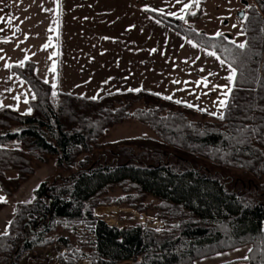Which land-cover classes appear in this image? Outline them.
<instances>
[{"label": "trees", "instance_id": "1", "mask_svg": "<svg viewBox=\"0 0 264 264\" xmlns=\"http://www.w3.org/2000/svg\"><path fill=\"white\" fill-rule=\"evenodd\" d=\"M252 1L241 20L243 49L227 35L189 26L200 14L194 2L173 22L144 9L236 69L219 115L145 89L95 100L59 92L51 101L49 84L33 73L31 61L13 65L34 98L26 111L0 106V188L13 194L51 161L54 171L33 188L30 200L15 203L0 233V264H19L28 251L53 242L64 248L56 264H193L243 245V257L218 264H264V0ZM126 118L147 124L156 136L98 142ZM235 169H241L238 176ZM124 184L137 191L126 202L150 195L159 199L165 219L176 222L119 226L95 215L101 193Z\"/></svg>", "mask_w": 264, "mask_h": 264}, {"label": "crops", "instance_id": "2", "mask_svg": "<svg viewBox=\"0 0 264 264\" xmlns=\"http://www.w3.org/2000/svg\"><path fill=\"white\" fill-rule=\"evenodd\" d=\"M152 6L148 0H0V106L28 109L33 90L13 69L25 61L49 84L51 101L59 92L98 97L145 89L165 96L175 56L186 38L144 10ZM53 171L52 161L37 167L13 194L0 188V233L15 203L30 200L33 188ZM240 249L246 254L248 245ZM218 255L193 264L226 261L216 262Z\"/></svg>", "mask_w": 264, "mask_h": 264}, {"label": "rangeland", "instance_id": "3", "mask_svg": "<svg viewBox=\"0 0 264 264\" xmlns=\"http://www.w3.org/2000/svg\"><path fill=\"white\" fill-rule=\"evenodd\" d=\"M148 1L153 5L154 10L166 16V20L169 19L167 17L183 16L194 2V8H199L200 14L187 22L189 26L206 34L220 32L237 43H242L244 40V35L241 32L243 16L240 18L237 13L239 10L245 12V6L249 3V0ZM185 5H188V7H185ZM259 12L264 19V12L262 10H259ZM210 52L213 51L186 38L180 48V55L175 56L173 71L166 82L164 95L166 97L171 96L173 99L198 109L206 110L210 114L219 115L223 108L221 101L225 100V93L231 85L232 80H229L228 77L232 67L230 68L225 61L221 63L223 60L218 59L217 55H209ZM204 78H207V83H204ZM137 105H141V102H138ZM195 118L209 119V116L203 118L197 114ZM137 135L156 136L147 124L134 118H126L111 125L98 138V142H108L121 137ZM234 172L238 176L241 169H235ZM62 173L65 174V172ZM136 192V190L125 184L110 186L101 193L102 202L93 207V213L103 217L106 222L119 226L139 222L154 228H161L176 222L175 218L165 219L168 217L164 207L159 204V199L150 195L138 194L139 196L129 198L135 202L133 205L126 202V196L128 194L134 195ZM75 226L76 230L79 231L78 234L83 237L85 234L81 232L82 226L78 224ZM56 234V232L51 233V235ZM83 240H86L85 237H83ZM36 248L32 249L30 253H25L26 255L19 264H56L57 254L64 251L63 246L58 242ZM215 254H219V259L216 260L218 262L241 257L245 255V251H242L240 247H236ZM213 260L211 259V261ZM80 263L91 264L87 259L81 260ZM120 264H126V262Z\"/></svg>", "mask_w": 264, "mask_h": 264}, {"label": "snow or ice", "instance_id": "4", "mask_svg": "<svg viewBox=\"0 0 264 264\" xmlns=\"http://www.w3.org/2000/svg\"><path fill=\"white\" fill-rule=\"evenodd\" d=\"M185 7H188V5H185ZM183 18V17H181ZM223 34L220 33V32H217L216 33V36H222ZM233 43H235V41H233ZM195 46V45H194ZM237 47L243 49L245 48V44L244 43H240L237 45ZM209 55H212V56H215L216 53L215 52H210ZM219 59V57H217ZM221 63H224V61H221ZM229 67L231 68V65H229ZM201 71H203V69H201ZM235 73H236V69L235 68H231V73L228 77L229 80H234L235 79ZM207 78H204V83H207ZM219 87V86H217ZM129 91H140V89H129ZM228 91L230 92L231 89L229 88ZM53 95H55V93H53ZM225 95H227V93H225ZM34 98V97H33ZM166 99H172L171 96H168V97H165ZM91 99L95 100L96 97H92ZM177 103H181V101H176ZM221 104L223 105L224 104V101H221ZM189 107H191L192 105H188ZM213 115H215V113H213ZM221 118H223V114H221ZM0 201H3V198H0ZM8 233L5 232L3 235H7Z\"/></svg>", "mask_w": 264, "mask_h": 264}, {"label": "water", "instance_id": "5", "mask_svg": "<svg viewBox=\"0 0 264 264\" xmlns=\"http://www.w3.org/2000/svg\"><path fill=\"white\" fill-rule=\"evenodd\" d=\"M243 13H244V11H243V10H239V11H238V13H237V14H238V17H240V18H241V17L243 16ZM168 20H169V19H168ZM169 21H172V22H173V21H175V20H174V19H172V18H170V20H169ZM49 217H50V216H49Z\"/></svg>", "mask_w": 264, "mask_h": 264}]
</instances>
